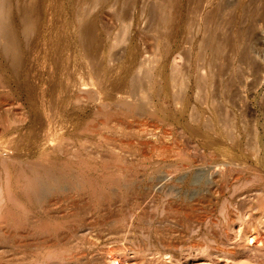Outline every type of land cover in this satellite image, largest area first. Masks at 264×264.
<instances>
[{"label": "rangeland", "instance_id": "1", "mask_svg": "<svg viewBox=\"0 0 264 264\" xmlns=\"http://www.w3.org/2000/svg\"><path fill=\"white\" fill-rule=\"evenodd\" d=\"M215 5L220 30L250 32L257 68L223 48L222 80L241 79L219 117L193 91L184 111L172 96ZM263 5L0 0L20 46L12 59L0 37V264H264V20L250 30ZM49 169L64 181L36 190Z\"/></svg>", "mask_w": 264, "mask_h": 264}, {"label": "bare ground", "instance_id": "2", "mask_svg": "<svg viewBox=\"0 0 264 264\" xmlns=\"http://www.w3.org/2000/svg\"><path fill=\"white\" fill-rule=\"evenodd\" d=\"M221 7H222L221 5H215L214 7H212V9L208 13H206V15L204 16V21H203L204 27L201 29V32L203 34H205V37L201 41L200 52L196 55V57L194 59L192 58L193 60L191 59V60L187 61L186 64H188V65H187V67L184 68V70H183V68H181L178 71L176 70L177 71V73H175L176 76H175V78L173 77L174 79H172L174 81L172 83L176 86L175 89H172L173 90V93L171 92L172 96L175 99V101L177 102V104H179L181 106V109L183 111H184V109H186L189 106L188 93H190L192 91L195 94V101L201 105L203 104V105L210 106V108H211L210 113H212L211 115L216 116V117L221 116L220 110H221V106H223L222 103L223 104L224 103H231V101L233 103L235 101V99H236L235 97L237 94L236 90H235V86H236V84H238L240 82L241 73L234 71V74L232 75V77L230 79L225 80V81L222 80L223 74L227 70L231 69V66L228 62V60H230L229 55L224 54L223 48L225 46L229 47L228 53L229 52L236 53L237 51H240L238 54L239 55V58H238L239 63L246 65V66L254 67V69L257 70L256 66L254 65V63L252 62V60L250 58L251 52H252L251 42L249 41V38H248V34L250 32L243 30V29H239V31H241L240 32L241 35L237 36L238 31L235 32V33H237L235 35V33L232 31L233 30L232 26L230 28L228 26L229 29L225 28L224 32L222 31L223 29L220 30L221 25L223 26V24H222L223 22H220L219 19H220V16L223 14L222 12L224 10V9H221ZM262 8H263V9H261L262 14L260 15L258 20H255V19L253 20V23L250 26L251 27L250 30H255L257 27L258 21L264 20V5L262 6ZM196 10H197V6L195 5L192 9V14L196 15V13H197ZM252 12H253V16H254L256 14V7H254L252 9ZM231 18H232L231 23L233 22L236 24V22H237L236 16L234 15V17H231ZM171 19L174 20L173 22H174V27L176 30L175 32L180 33V31L182 29V24H183L182 23V10H181L180 6H177V5L175 6V9L172 13ZM162 20L167 21L169 19L164 18ZM192 20H193V17H192ZM193 22H194V20H193ZM231 23L229 22L230 25H231ZM189 25H190V23H189ZM10 26H11L10 24H8L7 22H5L4 19H2L1 10H0V37L3 40L5 47L10 50L11 58L12 59L14 58L16 60V57L18 56L17 53H19V52H17V50L20 49L19 48L20 46L18 44H17L18 46L16 45V42H17L16 40H18L17 35L15 37L16 32H14ZM233 26H235V25L233 24ZM233 28H235V27H233ZM218 29L220 31H218ZM235 30H237V29H235ZM86 32L87 31L83 30V32L78 37V38H80V42L82 44H90L92 41V34H89ZM17 43H19V42H17ZM15 46H17L19 49L15 50L16 49ZM206 55H208V61L205 60L204 64H202V66H201V67H203V69L206 70V73H205L206 75L203 77L202 76L200 77V75L199 76L197 75L198 72L200 71V70L198 71L199 66H198L197 62H198V60L203 62L204 59H206L205 58ZM221 59H223V60L227 59V63L226 64L221 63V61H222ZM18 62H19V60H18ZM195 73H197V74L195 75ZM143 92H144V94L146 93V91H143ZM172 96H171V98H172ZM218 98H221V101H220L221 105L217 102ZM121 102H123L125 104L126 111L137 108V106L126 104L125 99H123V98L121 99ZM138 108H140V106H138ZM213 116H211L212 119H213ZM219 121H221L222 126H223L226 124L227 119L222 120V117H221V120H219ZM212 124H214V121L212 122ZM212 124H211V126H212ZM230 125L232 126V123ZM230 125L228 127L231 128ZM206 127H208V125ZM228 127H226V128H228ZM167 151L170 154H174V156H176V155L179 156L181 154V150L173 144H172V146L170 145V147L167 148V150L165 152H167ZM252 152H254V151H252ZM251 155H253V154H251ZM43 169H45V168H43ZM50 170L51 169L48 170V173L46 171L43 174L45 177H42V178L40 177V178H38V180L36 179L37 181L34 180V181H36L35 183H34V181L31 182L30 186L33 187L35 185L34 188L36 190H38L37 188L44 186V184H45L44 187L48 186L50 188H52V187L57 188L58 186H60L62 184V182L64 181L63 180L64 178H62L56 172L54 173V171L52 172ZM118 181L119 180H116V181L112 180V182H110L109 184L117 185L120 187V183ZM85 182H88V181H85ZM32 183H34V185ZM131 183H132V181L127 183V186H124V187L121 186V187L126 188V189L132 188ZM121 185H122V182H121ZM31 187H29V188H31ZM41 188H39V189H41ZM55 188H53V189H55ZM31 193H33V191ZM100 195H102V196H100ZM100 195L99 196L101 198L105 197V196H109L108 193L106 195V192H105V195L103 193L102 194L100 193ZM246 241H247V243H251L253 245L255 243V237L253 235H249L246 237Z\"/></svg>", "mask_w": 264, "mask_h": 264}]
</instances>
